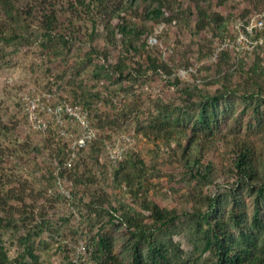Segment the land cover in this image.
<instances>
[{"label": "rangeland", "instance_id": "rangeland-1", "mask_svg": "<svg viewBox=\"0 0 264 264\" xmlns=\"http://www.w3.org/2000/svg\"><path fill=\"white\" fill-rule=\"evenodd\" d=\"M255 3L13 0L8 15L0 8V214L8 220L0 239L9 264H95L97 232L123 264L151 239L168 245L172 264H214L216 251L203 250L205 219L234 234L248 231L254 214L264 224V46L251 49L254 37L235 28L264 11ZM23 91L51 93L56 111L39 113L45 131L28 119ZM240 148L256 180L235 173ZM151 202L173 220L154 223L144 208Z\"/></svg>", "mask_w": 264, "mask_h": 264}, {"label": "trees", "instance_id": "trees-1", "mask_svg": "<svg viewBox=\"0 0 264 264\" xmlns=\"http://www.w3.org/2000/svg\"><path fill=\"white\" fill-rule=\"evenodd\" d=\"M99 4L102 0H95ZM264 0H251L253 6H256ZM15 7L13 0H0V8H2L5 13L9 14ZM30 10L28 13H30ZM152 14L156 17L161 14L159 7H153L151 10ZM18 13V12H16ZM52 14L51 16H53ZM10 16V15H9ZM48 14L45 17L48 19L51 18ZM6 29L0 30V39L4 40ZM16 30V29H15ZM252 38V36H247ZM264 45L260 46L263 47ZM223 53L220 51L219 56ZM217 57V59H218ZM216 59V60H217ZM210 120V117H209ZM207 119V121H209ZM172 126H168L170 128ZM164 128L163 132L166 134H172V131ZM193 140H189V145L194 143ZM249 151L246 148H240L236 157L233 160V167L235 173L249 181L256 180L257 173L253 165L252 158L249 156ZM194 162H192L193 164ZM264 193V189H262ZM18 201H22V198H19ZM0 208L1 212H4L7 209V202L3 196H0ZM150 211V214L153 218L154 223L158 226H162L173 220L174 215L164 208L159 207L158 204L151 202L147 203L145 207ZM6 213V212H4ZM0 214V223L5 224L7 215ZM234 224L240 226L241 219L237 215H232ZM128 221V222H127ZM206 233L204 236V249L213 248L216 251V261L214 264H264V224L263 221L258 218L256 214L252 216L250 229L244 231L240 228L237 234L228 232L225 227V222L223 220H206ZM127 224L129 222L126 219ZM42 230V229H40ZM144 232V230H142ZM147 252L145 254L138 247L133 248L132 258L128 264H172V261L168 254V245L164 243H159L154 240H150L147 243ZM95 257V264H123L113 252V244L111 238L105 233L97 232V241H96V251H93ZM31 256H33L30 253ZM9 257L7 250L4 248L3 243L0 239V264H9Z\"/></svg>", "mask_w": 264, "mask_h": 264}, {"label": "built area", "instance_id": "built-area-1", "mask_svg": "<svg viewBox=\"0 0 264 264\" xmlns=\"http://www.w3.org/2000/svg\"><path fill=\"white\" fill-rule=\"evenodd\" d=\"M242 25L243 33H240V36L244 39H247L248 35L254 37L251 40V49L256 45L262 46L264 45V11L255 13L249 20L246 25L239 24V22L235 25V28L239 31V26ZM228 41V40H227ZM226 45V44H225ZM222 48L219 46L216 47L211 55L210 59L215 61L220 53ZM178 72L180 74H185L187 72L186 69H179ZM21 99L23 101L24 110L28 116V119L33 123V126L39 131H45L47 123L44 119L40 118L39 113L42 114H50L54 113L56 110L52 107V95L51 93L44 92L37 96H29V94L25 91L21 94ZM63 109L70 115L76 116V118H80V114L78 113V109L76 105H71L68 103H63ZM83 118V117H82ZM87 126V124H85ZM89 133L86 137L90 138L92 133L89 130ZM84 139H79V144H83Z\"/></svg>", "mask_w": 264, "mask_h": 264}]
</instances>
